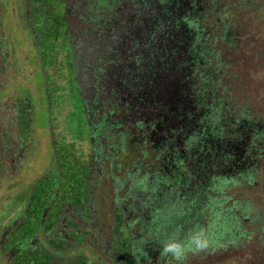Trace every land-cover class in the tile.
<instances>
[{
  "label": "trees",
  "instance_id": "16d2710c",
  "mask_svg": "<svg viewBox=\"0 0 264 264\" xmlns=\"http://www.w3.org/2000/svg\"><path fill=\"white\" fill-rule=\"evenodd\" d=\"M200 7L197 155L186 174L120 176L126 191L111 207L106 259L98 257L105 264H176L161 255L163 244L201 229L209 247L189 253L183 264H264V183L231 166L246 136L264 148V0H202ZM13 122L16 142L0 125V174L19 150L25 155L30 121L15 111ZM90 185L96 189L86 174L36 179L24 208L2 230L7 264H84V236L99 234ZM81 223L90 231L80 230Z\"/></svg>",
  "mask_w": 264,
  "mask_h": 264
},
{
  "label": "flooded vegetation",
  "instance_id": "af4514ba",
  "mask_svg": "<svg viewBox=\"0 0 264 264\" xmlns=\"http://www.w3.org/2000/svg\"><path fill=\"white\" fill-rule=\"evenodd\" d=\"M201 1L22 0L45 81L47 174H86L99 202L124 174H186L200 128ZM23 90L21 116L32 109ZM238 145L234 174L264 183V148L249 136Z\"/></svg>",
  "mask_w": 264,
  "mask_h": 264
},
{
  "label": "rangeland",
  "instance_id": "374dc122",
  "mask_svg": "<svg viewBox=\"0 0 264 264\" xmlns=\"http://www.w3.org/2000/svg\"><path fill=\"white\" fill-rule=\"evenodd\" d=\"M23 10L22 0H0V125L6 131L9 141L16 142L13 122L14 103H17L16 101L21 96H26L24 86L31 90L28 100L32 106L27 115L30 127L27 129L29 136L24 148L25 155L23 150H19L17 159L15 157L11 164L8 163L9 168L7 165L4 166L5 169H2L3 172L0 174V247L5 223L24 208L23 201L27 199L33 182L49 171L55 172L56 169L49 140L50 116L43 91L45 81L41 78V73L33 58L32 39L22 22ZM25 136L26 129L20 137L22 143L26 139ZM116 176L119 178L121 174ZM121 181L120 179L116 183L113 182V185L108 182L104 190H101L105 194L102 195L100 202L97 200V205L94 206L97 212L94 216L99 217L97 219L99 234H94V237L84 236L86 238L85 247L88 250L84 264H105L104 261H99V258L106 259L103 242L105 243L110 238L111 207L115 199L121 200L125 195L126 185ZM93 188L94 186H91L89 191ZM81 225L83 227L80 226V230L83 231V228L89 230L85 224L81 223ZM90 226L96 227L97 224L92 221ZM71 228L72 224L69 225V229ZM70 239L73 243L77 240L73 236H70ZM70 253L75 256L72 252ZM7 262V255L0 253V264H7Z\"/></svg>",
  "mask_w": 264,
  "mask_h": 264
},
{
  "label": "clouds",
  "instance_id": "9594fccd",
  "mask_svg": "<svg viewBox=\"0 0 264 264\" xmlns=\"http://www.w3.org/2000/svg\"><path fill=\"white\" fill-rule=\"evenodd\" d=\"M209 247V240L204 231L194 230L184 240L175 238L169 239L165 242L161 249V255L171 257L176 264H183L189 253H198L206 250Z\"/></svg>",
  "mask_w": 264,
  "mask_h": 264
}]
</instances>
